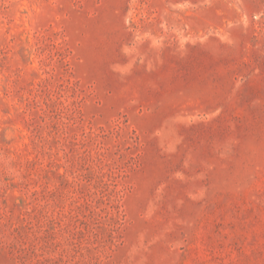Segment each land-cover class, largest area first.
I'll return each instance as SVG.
<instances>
[{"label":"rangeland","instance_id":"1","mask_svg":"<svg viewBox=\"0 0 264 264\" xmlns=\"http://www.w3.org/2000/svg\"><path fill=\"white\" fill-rule=\"evenodd\" d=\"M0 264H264V0H0Z\"/></svg>","mask_w":264,"mask_h":264}]
</instances>
